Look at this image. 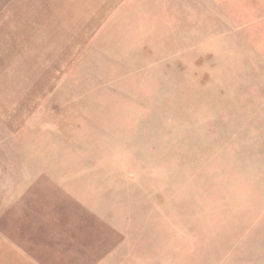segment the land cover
<instances>
[{
	"label": "rangeland",
	"instance_id": "374dc122",
	"mask_svg": "<svg viewBox=\"0 0 264 264\" xmlns=\"http://www.w3.org/2000/svg\"><path fill=\"white\" fill-rule=\"evenodd\" d=\"M51 1L0 0V233L264 264V0ZM42 176L66 194L38 230L12 188Z\"/></svg>",
	"mask_w": 264,
	"mask_h": 264
},
{
	"label": "crops",
	"instance_id": "0c3cea01",
	"mask_svg": "<svg viewBox=\"0 0 264 264\" xmlns=\"http://www.w3.org/2000/svg\"><path fill=\"white\" fill-rule=\"evenodd\" d=\"M52 8H56L52 1L45 0V9ZM16 184L13 182V185ZM20 184L22 187L18 190L21 189V192L18 191L17 193L16 188H12L13 213L15 214L18 209L17 211H21V216H18L27 217V224L32 225L31 222L33 221V225H36L35 228L39 230V220L44 218L47 220L46 217L51 214L49 210L61 208V200L53 199V194L60 190L61 193L64 192L62 191L64 190L62 188L64 183L60 180L53 182L51 178L42 176L24 178L22 183L20 182L18 185ZM62 223L67 224L68 222L64 219L60 224ZM32 231L31 228L27 231L22 228L18 235L14 232L15 236L11 241L0 233V264H67L65 248L62 250V245L59 244L56 249L50 243L51 228L44 226L41 234L42 239H40V234L35 237ZM99 249L90 244L85 248V256H88L89 261L92 262L89 264L98 262L102 252Z\"/></svg>",
	"mask_w": 264,
	"mask_h": 264
}]
</instances>
